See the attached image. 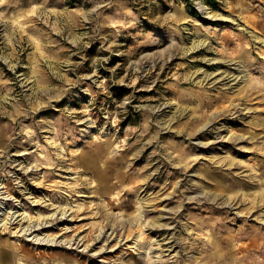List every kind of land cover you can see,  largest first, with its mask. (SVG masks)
Here are the masks:
<instances>
[{
  "label": "rangeland",
  "instance_id": "obj_1",
  "mask_svg": "<svg viewBox=\"0 0 264 264\" xmlns=\"http://www.w3.org/2000/svg\"><path fill=\"white\" fill-rule=\"evenodd\" d=\"M0 264H264V0H0Z\"/></svg>",
  "mask_w": 264,
  "mask_h": 264
},
{
  "label": "bare ground",
  "instance_id": "obj_2",
  "mask_svg": "<svg viewBox=\"0 0 264 264\" xmlns=\"http://www.w3.org/2000/svg\"><path fill=\"white\" fill-rule=\"evenodd\" d=\"M13 222V221H12ZM42 223L39 221V222H37V224H36V226H35V224H30L29 223V225H27L26 227H24L23 229L22 228H20L19 229V231L20 230H22V232L24 233V234H27V235H30V234H32L33 232H35V230H39L40 228H42V226H44V225H41ZM37 240V239H36ZM35 240V241H36ZM44 240V239H43ZM51 240H53V241H55L53 238L51 239ZM37 242H40V240H38Z\"/></svg>",
  "mask_w": 264,
  "mask_h": 264
}]
</instances>
